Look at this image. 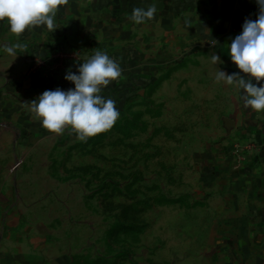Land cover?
<instances>
[{
  "label": "rangeland",
  "instance_id": "374dc122",
  "mask_svg": "<svg viewBox=\"0 0 264 264\" xmlns=\"http://www.w3.org/2000/svg\"><path fill=\"white\" fill-rule=\"evenodd\" d=\"M135 3L65 0L55 30L16 34L0 20V264H207L221 250L208 230L222 216L213 162L227 154L235 88L208 53L174 49L141 85L106 86L119 118L86 140L70 125L47 129L28 104L66 54L159 59L148 25L129 18ZM17 42L26 47L4 50Z\"/></svg>",
  "mask_w": 264,
  "mask_h": 264
},
{
  "label": "crops",
  "instance_id": "0c3cea01",
  "mask_svg": "<svg viewBox=\"0 0 264 264\" xmlns=\"http://www.w3.org/2000/svg\"><path fill=\"white\" fill-rule=\"evenodd\" d=\"M144 3L145 9L153 3L157 10L160 9V13L144 21L148 25L145 38L150 44L152 40L157 42L154 47L159 46V59L140 62V54L135 51H129L125 56H112L119 62L122 75L110 86L117 90L123 85L134 88L148 81L150 72L167 64L174 49L182 54L206 52L210 57L215 53L223 61L218 63L219 69L228 73L240 71L227 53L228 45L242 31L245 18H256V0H144ZM133 6H138L137 2ZM153 25H159V32ZM90 55L92 53H84L79 63L69 65L51 79H45L43 86L49 89L50 86L53 89L73 88L74 83L65 79L66 72H76L79 64ZM212 64L209 75L214 77L216 67ZM223 85L235 88L233 109L230 110L233 123L228 126L229 132L220 149L227 154L223 153L219 161L213 162L218 213L222 216L208 222V230L212 232L210 240L215 248L220 247L221 250L214 249L206 262L264 264V111L246 107L241 90L225 81ZM104 91L105 87L102 95ZM251 141L255 142L257 149L238 166L233 150L244 148ZM27 261L23 258V262L17 264H28Z\"/></svg>",
  "mask_w": 264,
  "mask_h": 264
},
{
  "label": "clouds",
  "instance_id": "9594fccd",
  "mask_svg": "<svg viewBox=\"0 0 264 264\" xmlns=\"http://www.w3.org/2000/svg\"><path fill=\"white\" fill-rule=\"evenodd\" d=\"M65 0H0V20H7L9 29L16 34L38 25L55 30L56 13ZM255 19L245 18L242 31L228 45V55L240 71L225 72L218 68L216 79L234 85L242 91L246 107L264 111V0H256ZM157 13L153 3L146 9L134 7L130 19L139 24ZM4 50L15 55L23 43L3 45ZM213 64L223 63L218 54H211ZM248 74V75H244ZM122 68L106 51L96 50L76 72L67 71L65 79L74 83L67 90L57 87L44 90L30 103L41 124L54 132L70 125L81 140L110 129L119 118L116 101L104 97L103 87L118 80ZM254 78V79H253Z\"/></svg>",
  "mask_w": 264,
  "mask_h": 264
},
{
  "label": "built area",
  "instance_id": "2783aa9c",
  "mask_svg": "<svg viewBox=\"0 0 264 264\" xmlns=\"http://www.w3.org/2000/svg\"><path fill=\"white\" fill-rule=\"evenodd\" d=\"M65 56H67L66 58H67L68 63L62 66L61 72H63L69 65L79 63L81 59V56L79 54L76 55V54L69 53V54H66ZM61 57L62 56L55 55V58L53 60L52 59L50 61L47 60L46 63L51 65L52 68L60 66L63 62V59H61ZM34 61L41 62V63L43 62L41 59H36L35 57H34ZM57 73H60V72L59 71L48 72L45 74V79H48L49 77ZM256 149H257L256 144L253 141L246 144L244 148L234 149L232 152V155L236 157L237 165L239 166L243 162H246L247 159L252 155V152L255 151Z\"/></svg>",
  "mask_w": 264,
  "mask_h": 264
},
{
  "label": "water",
  "instance_id": "95a60500",
  "mask_svg": "<svg viewBox=\"0 0 264 264\" xmlns=\"http://www.w3.org/2000/svg\"><path fill=\"white\" fill-rule=\"evenodd\" d=\"M28 85H29V82H26V83L24 84V88H26Z\"/></svg>",
  "mask_w": 264,
  "mask_h": 264
},
{
  "label": "trees",
  "instance_id": "16d2710c",
  "mask_svg": "<svg viewBox=\"0 0 264 264\" xmlns=\"http://www.w3.org/2000/svg\"><path fill=\"white\" fill-rule=\"evenodd\" d=\"M52 78V76L51 77H49L48 79H51Z\"/></svg>",
  "mask_w": 264,
  "mask_h": 264
}]
</instances>
